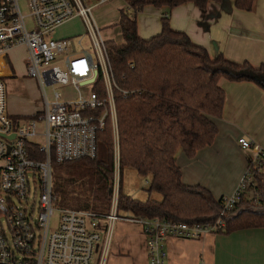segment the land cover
Masks as SVG:
<instances>
[{"label": "built area", "instance_id": "obj_1", "mask_svg": "<svg viewBox=\"0 0 264 264\" xmlns=\"http://www.w3.org/2000/svg\"><path fill=\"white\" fill-rule=\"evenodd\" d=\"M30 11V29L22 2ZM94 1V2H92ZM106 0H0V264H106L114 224L119 220L143 228L149 264H165L164 243L171 236L200 239L225 228L255 173H264V149L246 137L238 143L252 151L248 169L235 192L222 198L215 219L189 223L120 215V136L116 94L138 99L135 89L117 83L107 41L93 14ZM79 17L94 49L72 38H55L60 25ZM18 45L28 50L27 73L43 92V110L35 116H13L7 109L5 79L13 76L9 53ZM62 63V66L60 64ZM70 85L76 96L65 97L47 85ZM39 121L44 130H38ZM112 126L115 172L109 213L61 207L54 191L52 162L94 158L98 136ZM42 135L43 141L36 137ZM43 159L31 156L34 148ZM260 192L253 198L259 203ZM57 214L56 220L54 218Z\"/></svg>", "mask_w": 264, "mask_h": 264}, {"label": "trees", "instance_id": "obj_2", "mask_svg": "<svg viewBox=\"0 0 264 264\" xmlns=\"http://www.w3.org/2000/svg\"><path fill=\"white\" fill-rule=\"evenodd\" d=\"M133 13L122 8L117 25L122 42L107 41L117 83L135 89L138 99L116 94L120 136V186L117 210L120 215L203 223L216 218L222 198L216 200L204 186L182 180L177 153L194 157L212 144L219 132L215 118L223 115L226 91L220 80L253 81L264 88V64L237 63L223 53L212 57L206 48L193 43L184 31L175 30L170 15L161 17V31L149 38L138 33L137 12L147 5L175 8L193 3L206 8L224 0H124ZM257 0H234L242 10L254 9ZM37 113L31 115L35 116ZM34 148V147H33ZM31 156L43 159L34 148ZM54 191L58 205L109 213L115 160L113 131L109 124L99 133L94 158L56 162L53 160ZM133 167L149 178L147 191L158 192L161 200L138 199L123 191V171ZM260 192L264 205V173H255L234 213L220 232L264 227V213H256L253 198ZM251 197V198H250ZM219 232V233H220Z\"/></svg>", "mask_w": 264, "mask_h": 264}, {"label": "crops", "instance_id": "obj_3", "mask_svg": "<svg viewBox=\"0 0 264 264\" xmlns=\"http://www.w3.org/2000/svg\"><path fill=\"white\" fill-rule=\"evenodd\" d=\"M138 12L142 38L159 33L161 17L167 13L173 29L186 32L212 57L223 53L237 63L264 64V0H257L251 11L237 8L234 0H224L203 9L185 3L172 9L147 5ZM252 36L255 43L248 42ZM220 85L226 102L223 115L214 119L219 129L214 142L194 157L182 150L177 153L183 182L204 186L216 200L233 194L248 169L253 154L242 149L238 139L246 137L264 149V88L253 81L226 78ZM164 247L165 264H264V227L209 233L200 239L171 236ZM106 264H149L140 224L124 220L114 224Z\"/></svg>", "mask_w": 264, "mask_h": 264}, {"label": "rangeland", "instance_id": "obj_4", "mask_svg": "<svg viewBox=\"0 0 264 264\" xmlns=\"http://www.w3.org/2000/svg\"><path fill=\"white\" fill-rule=\"evenodd\" d=\"M94 2V1H92ZM23 14L26 17L27 25L30 29L34 27L33 20L30 17V11L26 7L25 2L21 3ZM125 8L129 13H133L124 0H106L105 3L96 5L93 9L94 18L101 29L102 38L105 41L114 40L122 42L121 28L117 25L120 17V10ZM139 13V12H137ZM55 38H72L76 44L94 49V45L86 33L85 25L81 18L76 17L59 27L53 33ZM250 38L249 43H255L256 39ZM28 50L25 45H18L11 50L8 56V62L13 70V77L9 76L5 79L7 87V109L11 114L27 117L33 115L37 111L43 110V92L39 82L27 73L25 59H27ZM62 66V63L60 64ZM54 90L62 92L65 97L76 96L77 91L70 85L57 84L55 86L47 85L46 91L49 99L54 97ZM38 130L43 131L44 125L42 121L38 123ZM37 140L43 141V136L36 137ZM149 178L141 176L133 167H125L123 171V191L132 197L138 199H146L148 197L157 200L162 199V195L158 192L149 194L147 188L149 186ZM251 198V197H250ZM112 204V199H111ZM254 204V203H252ZM254 204L259 208L263 206ZM57 214L54 218L56 220Z\"/></svg>", "mask_w": 264, "mask_h": 264}, {"label": "water", "instance_id": "obj_5", "mask_svg": "<svg viewBox=\"0 0 264 264\" xmlns=\"http://www.w3.org/2000/svg\"><path fill=\"white\" fill-rule=\"evenodd\" d=\"M253 76L259 80H261L262 82H264L263 79H260L258 75L253 74ZM110 194H112V188L110 189ZM254 212L256 213H264V208H259V209H253Z\"/></svg>", "mask_w": 264, "mask_h": 264}]
</instances>
